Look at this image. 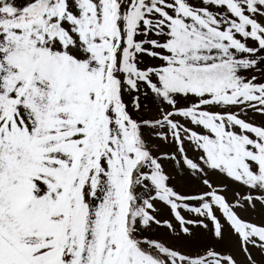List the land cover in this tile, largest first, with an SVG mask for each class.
<instances>
[{"label": "snow or ice", "instance_id": "6c2138e0", "mask_svg": "<svg viewBox=\"0 0 264 264\" xmlns=\"http://www.w3.org/2000/svg\"><path fill=\"white\" fill-rule=\"evenodd\" d=\"M0 264H264V0H0Z\"/></svg>", "mask_w": 264, "mask_h": 264}]
</instances>
